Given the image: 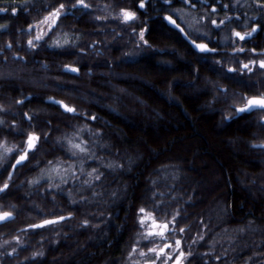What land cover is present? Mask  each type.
<instances>
[{"label":"trees","instance_id":"16d2710c","mask_svg":"<svg viewBox=\"0 0 264 264\" xmlns=\"http://www.w3.org/2000/svg\"><path fill=\"white\" fill-rule=\"evenodd\" d=\"M10 2L18 9L15 15ZM60 2L28 0L26 7L25 0L0 3L8 9L0 12V25L6 26L0 27V47L13 43L0 54V105L8 109L0 119L7 124L15 120L23 130L0 126V140L23 147L28 131L42 137L31 158L15 171L7 194H0V211H13L15 217L0 224V245L10 241L0 247V264H144L138 252L128 255L136 233L144 229L134 225L136 209L153 211L161 199L164 211H180V226H189L184 234L167 235L172 243L182 235L185 251L191 245L197 254L192 264H264V150L252 147L264 143V129L245 125L243 116L225 119L233 111L215 87L226 85L230 63L225 54L194 49L161 17L171 11L164 5L153 12L148 6L139 10L134 23H123L119 10H136L134 0H86L90 9H71L36 49L28 48L27 41L40 31L28 25L35 26ZM213 4L222 14L235 8V0H208L206 7ZM141 28L147 29L151 47L138 46ZM56 31L69 34L68 45L50 46ZM189 38L197 36L192 32ZM65 65L79 71L65 70ZM50 97L75 107L77 114L66 113L46 100ZM24 113L34 117L31 125ZM92 115L97 119L88 118ZM64 137L86 141L93 158L72 156ZM16 155L9 154L13 162ZM57 164L74 165L77 177L69 175L61 184L51 173L59 189L50 188L47 180L48 168ZM93 168L101 179L85 185ZM42 170L39 186L29 185V180L40 179ZM0 172L2 184L7 171ZM153 192L165 195L153 199ZM164 211L156 210V217L164 218ZM70 212L72 217L56 226L19 231L52 213ZM85 219L89 225L82 227ZM198 233L204 240L192 244ZM163 243L159 238L138 240L145 252ZM14 247L17 251L8 256ZM209 251L211 258H199ZM34 252L44 255L29 260ZM225 252L220 261L215 259Z\"/></svg>","mask_w":264,"mask_h":264},{"label":"snow or ice","instance_id":"6c2138e0","mask_svg":"<svg viewBox=\"0 0 264 264\" xmlns=\"http://www.w3.org/2000/svg\"><path fill=\"white\" fill-rule=\"evenodd\" d=\"M5 0H0V3H4ZM151 2V0H138V3H135L133 7L136 10H132V8H124L121 7L119 10V17L121 21L125 24H132L136 20L139 19L138 12L139 10L147 9L148 4ZM163 5L166 6L167 9L171 10V12L175 13V16L184 21L187 25V31L184 27L181 26L180 23L177 22V18H174L173 14H166L164 15L163 19L167 21L169 24L173 25L175 28L179 29L181 33H184L186 38L191 37L192 32L195 31L196 33H200V28L197 27V25H200L202 22L207 21L210 19L211 27L219 29L221 26L225 25L226 23H231L232 18L225 15L223 19H220L217 21V19H212L211 16L214 15L217 12V8L215 7V4H213L211 8L210 13H205L200 16L193 15L192 13L195 11L197 5L193 2V0H182V2L187 6V8H181V9H172V3L173 0H162ZM256 6L258 8L264 9V0H254ZM28 0H25V7L27 6ZM202 4H207L208 0H201ZM9 7H11V12L13 15L16 14L18 11L17 7L9 3ZM47 7V6H46ZM92 7L91 4L86 2V0H75L73 3L72 0H62L58 4V6L53 7L51 11L47 13L46 16L43 17L42 20L36 21L35 26L33 24H29L28 28L33 29L34 27H40L42 25L47 26V31L40 30L38 31V34L33 37L32 39H29L27 41L28 48L30 49H36L38 47V42L42 41L45 36L49 34L50 31L54 30V28L58 25L59 21L65 16L66 13H69L71 9L74 8H80V9H90ZM108 6H105L107 8ZM225 7H228V5H225ZM8 11L7 8L0 7V12H6ZM187 17H191L190 21L186 19ZM96 19H101V17L97 16ZM0 27H6L4 25H0ZM264 26H257L252 27L251 31L247 32H240L236 31L235 29L232 30V36L235 38H238L239 41H246L247 38L252 37L255 32L258 31V28H261ZM147 29L141 28L139 31V43L138 46H140V43H142L143 46L151 47L148 40L145 38ZM209 38L207 33H200V35L197 36V39H206ZM197 39H191V44L201 53H212L216 52L215 48H210L207 43L200 42L197 43ZM225 40L229 39L228 37H224ZM233 43H235V40H233ZM69 44V41L67 39L64 40L63 44H61L60 40H54L53 44L50 46L55 47H64ZM75 47L76 45H71ZM13 48V43L9 42L2 47H0V54H3L5 51H10ZM246 50L244 47H238L233 48L234 53H244ZM251 52L256 55L257 50L256 48H252ZM260 56H264V51H261L259 53ZM5 60H7V57H5ZM217 64L222 63V61H216ZM239 63V69L228 67L227 71L230 73L233 72H243L247 71L248 73H254V66H258L259 69L264 70V58L262 59H249L246 63L245 62H238ZM65 70H69L71 72H78L79 69L76 67H70L69 65L64 66ZM264 83V82H262ZM216 90L220 92L222 95L227 97V89L220 88L218 85L215 86ZM238 94L233 93V97H236ZM240 106L234 107L233 115L240 114V113H251L254 110L262 111L264 112V92H259L256 95H244L240 97ZM16 104H22V100H16ZM53 103L58 104L61 108L64 109L66 113H70L73 115L77 114V109L75 107L69 106L65 104L63 101H53ZM229 107H233V105H230ZM8 109L4 105H0V112L6 113ZM24 116L28 119L29 124L31 125V121L34 118L33 116H30L28 113H24ZM91 120H96L97 117L95 115H92L88 117ZM225 119H231V116L225 117ZM259 127L261 129H264V117L258 121ZM0 126H6L9 130V132L12 131V129H17L21 131L23 134V130L19 129V126L16 124L15 120L12 121L11 124H7L5 120L0 119ZM32 127H35L32 125ZM87 128V125L84 126ZM98 135V134H97ZM42 137L40 134H38L36 131H28L25 135L24 140L22 141L23 147H20L18 145H15L13 147H8L6 145V141L0 140V169H3L4 171H7V177L4 179L3 183L0 184V194H7V190L11 186V181L13 180L15 171L22 166L25 162H27L33 153L38 149L39 143L41 141ZM60 139H57V143H60ZM64 140H66L67 144L69 145V151L71 152L72 156H77L78 154H82L83 157L91 159L93 158V155L89 152L88 147L85 145L87 144L86 141H80V142H74L73 138L70 137H64ZM253 148H259L260 150H264V143L260 144H253ZM19 152V155L15 156V161L13 162L9 156V154L15 155V153ZM49 165H52V162H48ZM81 168L79 169L80 173H84V159L80 160ZM9 165L11 166L12 170H8ZM107 167L112 168L113 165L109 163ZM59 170V171H57ZM44 171L42 170V174L40 179H32L29 180V185H37L39 186L40 180L44 179ZM56 172V176H58L60 183L64 184L67 182V177L71 175L73 179H76V172L74 169V165H68L67 168H62L61 165L57 164L53 167H50L48 169V176L47 180L49 183V187H55L57 189L60 188L59 184H53V180L56 178V176H53L51 173ZM0 175H3L2 172H0ZM101 175L96 168L91 169L87 173V176L91 179L85 180L83 183L85 185H91L93 180L99 181L101 179ZM174 179L176 177H173ZM152 183L155 185L157 181H152ZM70 195V194H69ZM95 195V194H94ZM164 193L160 192H153V199H155L156 196H160L161 198L164 197ZM72 203H76V201H72ZM163 200L157 201L153 204V211H148L145 207L141 206L138 209H136L137 215L134 220V225H139L140 228H146V232H137L136 237L138 240H149L150 238H159L161 241H164L163 246L157 247L152 246L147 248V252L139 248L138 240H134L131 249L128 253L129 256H132L134 253L139 254V257H141L144 261V264H192L193 258L197 255L191 248V245H189V250L185 251L183 247V238L182 235L174 240V243L168 242V233L171 232L173 235L184 234L188 231L189 226L185 225L183 227L180 226V211H174L172 214L167 213L164 211L163 207ZM13 209H15V206H11ZM160 210L164 211V218L158 219L155 215V211ZM170 216V218H169ZM52 218H44L41 219L39 223H29L26 225L25 228L19 229L21 232H29V231H35L37 229H45L50 226H56L62 222L67 221L72 217V213L70 212L68 216L64 215H57L55 213L51 214ZM14 213L13 211H0V224L10 222L14 219ZM150 221V225H147L146 222ZM89 225V221L85 219L82 222V227H87ZM243 231V229H241ZM203 234H197L196 237L192 239V244H196L199 241L204 240ZM13 239L17 242L19 245L20 238L18 236L13 237ZM10 241L5 240L3 242V245H0V247L9 245ZM214 246V245H213ZM168 249L169 251H166ZM17 249L14 247L11 252H8V256H12ZM175 253V255H174ZM151 254V255H149ZM44 255L43 252H34L29 260H36L39 257H42ZM226 255L225 253H221L215 256V259L217 261L221 260V256ZM204 256H208L211 258L212 252H206L199 254V258L203 260ZM251 259V258H249ZM138 264V262H136ZM206 264V262H205ZM245 264H248L247 261H245ZM253 264H256L254 261Z\"/></svg>","mask_w":264,"mask_h":264},{"label":"flooded vegetation","instance_id":"af4514ba","mask_svg":"<svg viewBox=\"0 0 264 264\" xmlns=\"http://www.w3.org/2000/svg\"><path fill=\"white\" fill-rule=\"evenodd\" d=\"M194 2V1H193ZM195 3V2H194ZM163 5L162 0H151V2L148 4V6L151 8V12L158 11L161 9ZM177 5L182 6L183 8L186 7V5L182 2V0H173L172 3V9L176 8ZM197 7L195 11L193 12V15H200L205 12H211L212 6L206 7L205 4L201 3L200 5L196 4ZM217 8V7H216ZM218 9V8H217ZM237 10L234 12L235 16H230L232 18L231 23H226L227 25L231 24V27L228 28L227 31L231 30V36H232V30L235 29L236 31L240 32H247L251 31L252 27L264 26V9L258 8L257 6L252 7H241L238 6L236 8ZM171 12V11H170ZM168 11V13H162V18L166 14H172ZM219 12V11H217ZM219 16L225 17L220 13ZM218 21L220 18H216ZM182 21V20H181ZM208 21V20H207ZM204 21L203 24H210L209 22ZM208 26V25H207ZM196 36L200 35L199 33H195ZM209 38L198 40L197 43L204 42L209 45L210 48H215L216 52L221 51L223 54H225V57L229 61L230 65L226 67V74L224 75V81L226 85H218L220 88L227 89V97L224 96V99L227 102L228 108H230L234 112L235 106H240V97L244 95H256L259 92H264V70H261L258 68V66H254V73H248L247 71H237L230 73L227 71L228 67H233L239 69V63L238 62H247L249 59H262L264 56H260L259 53L261 51H264V27L258 28V31L253 34L252 37H249L246 39V41H239L238 38H235L232 36L230 40H227L224 42L226 44V48L224 49H217L216 47L212 46L209 41H217V38L219 36L216 34H212L208 36ZM233 40H235V43H233ZM238 47H244L245 52L244 53H234L233 48ZM252 48H256L257 54L254 55L251 52ZM198 51V50H197ZM212 52V53H216ZM208 53V52H205ZM211 54V53H210ZM233 93L238 94L236 97H233ZM230 105H233V107H229ZM233 112H230L229 115L226 117L231 116V118L236 116H243L245 117V125H259L258 121L262 117H264V112L254 110L251 113H240L233 115ZM227 121L230 119H226ZM255 144V143H254Z\"/></svg>","mask_w":264,"mask_h":264},{"label":"rangeland","instance_id":"374dc122","mask_svg":"<svg viewBox=\"0 0 264 264\" xmlns=\"http://www.w3.org/2000/svg\"><path fill=\"white\" fill-rule=\"evenodd\" d=\"M216 6V5H215ZM238 6H241V7H252V6H256V4H254L252 1H250V0H235V6L233 5V7H235V8H227V12L225 13V14H222V15H227V16H235L236 14L235 13H233L232 11H236L237 9V7ZM217 7V6H216ZM181 8H183L182 6H179V5H177V7L176 8H173V9H181ZM185 9L187 8V6L186 7H184ZM223 8H224V10H225V6H223ZM221 9L220 8H218L217 9V11H219V12H216L214 15H212L211 16V18L212 19H216V18H220V19H223V17L222 16H219L220 15V13H221V11H220ZM173 13V12H172ZM205 13H210V12H205ZM205 13H202L201 15H203V14H205ZM193 14V13H192ZM197 16H200V13H199V15H197ZM186 19H188L189 21H190V19H191V17H187ZM218 21V20H217ZM183 22V24H184V26H185V28H187V25L185 24V22L184 21H182ZM207 22H209L210 23V19L207 21ZM208 25V26H207ZM203 24V23H201L200 25H197V27H199L200 28V33H207L208 34V36L209 35H211V33L214 35V34H216V36L218 35L219 36V38H217V41L218 42H226L227 40H230L231 38H232V36H231V30L230 31H227L228 30V28H230L231 27V24L230 25H227V24H225V25H223V26H221V28H219V29H216V28H213V27H211V25L210 24ZM39 29L41 30H45V31H47V26L46 25H42V26H40L39 27ZM193 33L195 34L196 32L195 31H193ZM199 33V34H200ZM224 37H228L229 39H227V40H225L224 39ZM65 39H67L68 41L70 40L69 39V34L67 33V32H64V31H61V32H58V31H56L54 34H52V36L49 38V44L50 45H52L53 44V41L54 40H60V42H61V44H63V42H64V40ZM130 56H132L131 54H130ZM0 151H2V149H0ZM49 169V168H48ZM56 173V172H55ZM146 224L147 225H150V221H147L146 222ZM143 232H146V228H144L143 229Z\"/></svg>","mask_w":264,"mask_h":264},{"label":"water","instance_id":"95a60500","mask_svg":"<svg viewBox=\"0 0 264 264\" xmlns=\"http://www.w3.org/2000/svg\"><path fill=\"white\" fill-rule=\"evenodd\" d=\"M171 25V24H170ZM173 26V25H172ZM179 30V29H178ZM182 34V36L184 37V38H186V36H185V34L184 33H181ZM187 40H188V42L191 44V39L190 38H186ZM191 46L194 48V49H196L192 44H191ZM197 50V49H196ZM47 101H50V102H53V101H61V100H59V99H55V98H52V97H50V98H47L46 99ZM61 109H63V108H61ZM64 110V109H63ZM255 144H260V143H255ZM69 214H66V215H64V216H68ZM49 218H52V217H49ZM40 221H37V222H35V223H39ZM26 227V226H25ZM24 227V228H25Z\"/></svg>","mask_w":264,"mask_h":264}]
</instances>
